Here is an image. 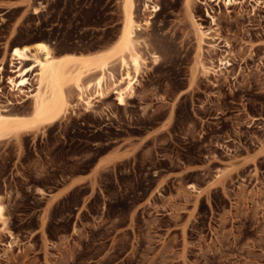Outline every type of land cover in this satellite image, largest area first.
I'll return each mask as SVG.
<instances>
[{"label":"rangeland","instance_id":"rangeland-1","mask_svg":"<svg viewBox=\"0 0 264 264\" xmlns=\"http://www.w3.org/2000/svg\"><path fill=\"white\" fill-rule=\"evenodd\" d=\"M9 1L0 63L36 42L95 53L122 26V0ZM151 2L135 0L151 18L125 106L75 92L61 119L32 122L15 68L0 72V114L31 123L0 139V264H264V0Z\"/></svg>","mask_w":264,"mask_h":264},{"label":"bare ground","instance_id":"bare-ground-1","mask_svg":"<svg viewBox=\"0 0 264 264\" xmlns=\"http://www.w3.org/2000/svg\"><path fill=\"white\" fill-rule=\"evenodd\" d=\"M149 3H152L151 0H144V9L157 12L156 5L150 6ZM122 12L119 36L110 46L95 53L88 55L66 53L58 56L55 55L54 48L45 42H36L20 48L13 47L10 50L5 61L0 63V72L7 63L15 68L10 72L17 75L7 78L6 82L10 86V92L15 96L23 97V102L30 100L32 122L37 120L50 124L61 119L70 108L75 107L73 101L70 102V96L75 98V92L76 98L85 109L92 107L93 101L100 102L109 94L115 96L113 100L116 105H126L127 98L134 94L141 68L145 64V59L138 49L137 31L142 25H147L151 17L142 24L135 20V0H122ZM196 31L199 37L198 47L201 49L206 34L201 31L199 25H196ZM151 59L156 63L158 56L151 54ZM26 62L33 64L23 68ZM199 66L203 73L217 71L202 62ZM217 68L221 70L220 67ZM30 79L36 83V91L33 94H30L32 85ZM9 118L12 117L0 114V139L31 126V123L29 127L26 126L25 119L21 121L15 117ZM3 213L4 207L0 200V221L4 219Z\"/></svg>","mask_w":264,"mask_h":264},{"label":"crops","instance_id":"crops-1","mask_svg":"<svg viewBox=\"0 0 264 264\" xmlns=\"http://www.w3.org/2000/svg\"><path fill=\"white\" fill-rule=\"evenodd\" d=\"M26 0H10V8L24 6Z\"/></svg>","mask_w":264,"mask_h":264}]
</instances>
